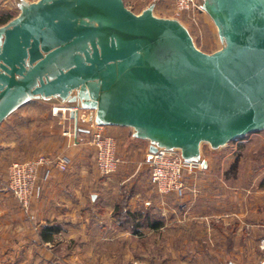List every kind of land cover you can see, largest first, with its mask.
Listing matches in <instances>:
<instances>
[{
  "label": "water",
  "instance_id": "1",
  "mask_svg": "<svg viewBox=\"0 0 264 264\" xmlns=\"http://www.w3.org/2000/svg\"><path fill=\"white\" fill-rule=\"evenodd\" d=\"M0 26V122L32 100L75 103L97 125L130 127L157 149L202 163L264 130V0H202L220 49L199 50L184 25L123 0L16 3ZM261 264H264L262 262Z\"/></svg>",
  "mask_w": 264,
  "mask_h": 264
},
{
  "label": "crops",
  "instance_id": "2",
  "mask_svg": "<svg viewBox=\"0 0 264 264\" xmlns=\"http://www.w3.org/2000/svg\"><path fill=\"white\" fill-rule=\"evenodd\" d=\"M123 1H134L141 6L140 12L151 3L159 8L161 2ZM199 1L202 3V0ZM8 4L11 3L0 0V7L10 10ZM75 107V103L59 99H32L0 122V162L29 158L37 153L62 156L66 161L63 171L56 167L39 170L30 198L27 222L23 221L15 201L0 190V248L7 245L33 247L30 249L33 254L27 255L25 250L18 254L19 259L26 255L28 259L24 257V261H51L56 255L53 249L62 247L60 255L65 260L66 257L79 258L90 253L100 256L106 253L104 247L108 246L133 247L138 241L147 242L149 234L163 229L176 230L185 224L199 229L200 220L204 218L221 216L225 224L230 222V216H235L237 228H251L246 223L245 211L219 213L220 210L212 203V208L207 206L210 205L206 201L207 193L195 185L199 184L197 175L189 179L183 177L184 190L181 194H160L154 190L148 182L150 142L135 137L130 127H103L106 134L115 138L119 164L114 173L101 176L95 167L93 149L88 143L94 112L79 108L74 120L67 109ZM121 203L123 211L136 216L133 222L120 221L114 215ZM45 226L58 230L51 240H41L39 236V231ZM7 231L12 234L9 239ZM217 247L204 251L196 245L177 259L186 264L226 262L225 254H230V251L224 250V244ZM0 254L4 256V251ZM226 264L234 263L227 261Z\"/></svg>",
  "mask_w": 264,
  "mask_h": 264
},
{
  "label": "rangeland",
  "instance_id": "3",
  "mask_svg": "<svg viewBox=\"0 0 264 264\" xmlns=\"http://www.w3.org/2000/svg\"><path fill=\"white\" fill-rule=\"evenodd\" d=\"M6 1L11 3L8 4L10 10L0 7V18L8 14L13 18L18 14V9L15 8L18 0ZM24 1L34 2L36 0ZM124 4L134 13H139L141 10V6L135 4L134 1L124 2ZM159 4V8H153V14L180 21L188 30L194 45L199 50L212 53L221 48L222 43L217 35L216 27L205 12L196 14L193 21L186 13L177 11L172 0H161ZM39 155L44 154L37 153L24 159H4L3 162L1 161L3 164L0 165V190L15 201L24 217V222L28 220L30 202L27 210L24 211L6 190L8 169L13 162ZM200 157L205 161V165L196 167L192 171H185L183 177L189 179L191 176L197 175L199 184L195 185H199L200 189L205 194L207 193L206 201L210 203V205L206 204L207 206L212 208L213 204L220 210L219 213L223 211L236 214L245 211L246 223L251 225V228H243V230L237 228L234 224L235 216H230V222L225 224H223L221 216L204 218L200 220L202 225L199 224V229H195L189 224L178 227L179 229L176 230L174 228L163 229L149 234L146 238L147 242L139 243L138 241L133 247L122 245L104 247L106 253L100 256L90 253L79 258L66 259V257L64 260L60 255L63 252L62 247L54 248L53 251L55 250L56 255L51 261H46V259L24 261V257L28 259V256L23 255V259H19L18 254L24 253L25 250H27V255L33 254V251L30 252L33 247L22 248L21 246L7 245L0 248V253L4 251V256L0 254V264H186L177 257L189 253L191 249L196 248V245L202 247L204 251H208L219 248L217 246L222 244L225 246V251H230V254H225L227 261L234 264H261L264 262V249L261 248L264 245V130L248 134L216 149L211 148L207 143H202ZM41 168L38 169V172ZM149 171L148 167V174ZM7 221L9 220L7 219ZM11 235L7 231V239ZM226 262L222 263L226 264ZM222 263L215 261L209 264Z\"/></svg>",
  "mask_w": 264,
  "mask_h": 264
},
{
  "label": "built area",
  "instance_id": "4",
  "mask_svg": "<svg viewBox=\"0 0 264 264\" xmlns=\"http://www.w3.org/2000/svg\"><path fill=\"white\" fill-rule=\"evenodd\" d=\"M172 2L177 11L186 13L189 19L193 21L196 14L204 12L199 0H172ZM72 109L74 108L67 110ZM103 127L91 121L88 143L93 149L95 167L98 173L101 176H107L116 171L119 158L116 156L115 139L105 134ZM201 166L202 163L184 160L178 150L159 148L154 153H149V183L160 194L172 192L181 194L184 190L183 173ZM41 167H56L63 171L66 169V161L58 155H39L27 160L13 162L8 169L6 190L16 199L24 211L28 208L38 169ZM261 248L264 249V245Z\"/></svg>",
  "mask_w": 264,
  "mask_h": 264
},
{
  "label": "trees",
  "instance_id": "5",
  "mask_svg": "<svg viewBox=\"0 0 264 264\" xmlns=\"http://www.w3.org/2000/svg\"><path fill=\"white\" fill-rule=\"evenodd\" d=\"M11 18L12 17L9 14L3 16L2 18H0V24H5ZM239 139H241V138H239ZM122 205H123V203H121L120 205L117 206V208L114 211V215L120 221L133 222L134 219L136 218V216L134 214H130L128 211H123ZM150 225L155 226L156 224L155 223H150ZM133 231L137 232V229H134ZM56 232H58V230L56 228H54L53 226H45L43 229H41L39 231V236H40L41 240H51L52 239V235L54 233H56Z\"/></svg>",
  "mask_w": 264,
  "mask_h": 264
}]
</instances>
